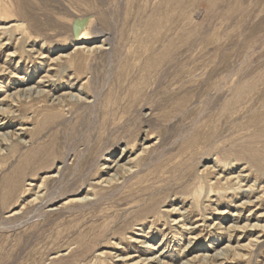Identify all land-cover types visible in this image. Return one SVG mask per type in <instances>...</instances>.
Masks as SVG:
<instances>
[{"label":"rangeland","instance_id":"1","mask_svg":"<svg viewBox=\"0 0 264 264\" xmlns=\"http://www.w3.org/2000/svg\"><path fill=\"white\" fill-rule=\"evenodd\" d=\"M0 3V264H264V0Z\"/></svg>","mask_w":264,"mask_h":264},{"label":"bare ground","instance_id":"2","mask_svg":"<svg viewBox=\"0 0 264 264\" xmlns=\"http://www.w3.org/2000/svg\"><path fill=\"white\" fill-rule=\"evenodd\" d=\"M177 1V0H176ZM0 6H1V10H2V12H3V14H5L6 12H8V8L6 7V5L4 4V3H0ZM20 13V12H19ZM82 17H85L86 18V21H85V24L83 25V26H81L80 28H79V30H78V33H77V35L76 36H74V34L72 33V24H73V21L76 19V18H82ZM16 19V18H15ZM20 20V19H19ZM15 21V25L18 27L19 26V23H17V20H14ZM94 28L92 27V22H91V18L90 17H88L87 15H83V16H76V17H74V19H72L71 21H70V40H72L73 41V48H83V47H85V43L87 42V40L89 39V38H92L93 36H94V34H95V31L93 30ZM3 46V45H2ZM93 46H98V45H93ZM92 46V47H93ZM61 54V53H60ZM58 56V55H57ZM43 58V57H42ZM50 61V60H49ZM42 77H44V79H42ZM40 79H39V81H42V82H48L49 83V81H50V76L49 75H43ZM21 78V77H20ZM31 87V86H30ZM29 87V88H30ZM9 95V94H8ZM5 98V97H4ZM8 100V99H7ZM3 110V108L2 107H0V115H2V113H1V111ZM4 118V117H3ZM3 118H1V119H3ZM0 119V120H1ZM3 123H0V125H2ZM16 129H26V128H24V127H18V128H16ZM13 132H16V131H13ZM22 132V131H21ZM15 136L16 135H20V134H23V133H13ZM0 135H1V133H0ZM5 137V136H4ZM14 138V137H13ZM17 138V137H16ZM1 139V138H0ZM246 167H243L242 169H245ZM241 169V170H242ZM248 175V174H247ZM245 177L246 176H241V175H236V176H234V178H232L234 181H233V184H235V183H237L238 185H237V187H236V189L238 190V191H241V192H248V190H249V188H246V189H244L243 191H242V187H241V185H242V180H244L245 179ZM218 178V177H217ZM230 178V177H229ZM225 181L226 182H228V186L226 187L227 189H230V188H232V185L233 184H231V182H232V180L231 181H229V179H228V177H226V179H225ZM8 183V182H7ZM235 188V187H234ZM242 188V189H241ZM254 188V187H253ZM6 189V188H5ZM233 189V188H232ZM235 189V190H236ZM248 189V190H247ZM234 190V189H233ZM247 190V191H246ZM201 188L198 186V188H197V190L195 189V191H194V193H193V198L194 199H196V200H198L199 199V197H200V194H201ZM212 194V189H209L208 191H207V194H206V198H207V196L208 195H211ZM238 193V192H237ZM243 194V193H242ZM201 198V197H200ZM209 198V197H208ZM75 199H77V198H75ZM74 198H72V199H69V200H67V202L68 201H73V200H75ZM241 203H247V201H242ZM249 204V203H248ZM240 205V204H239ZM58 207V206H57ZM56 207V208H57ZM60 207V206H59ZM55 208V207H54ZM59 209V208H58ZM19 211V210H18ZM18 211H13V212H11L10 214H8V216L7 217H13L14 215H16L17 213H18ZM224 212V211H223ZM182 216H183V213L181 214ZM233 216H235L236 215V213H233L232 214ZM186 217V216H185ZM176 222V221H175ZM178 222V221H177ZM174 223V222H173ZM222 254H224V256L226 255V253L225 252H217V254L215 255L218 259L219 258H223L224 256H221ZM244 255V254H243ZM148 260H152V257H149V258H147ZM136 263H139V262H141L140 260H137V261H135Z\"/></svg>","mask_w":264,"mask_h":264},{"label":"water","instance_id":"3","mask_svg":"<svg viewBox=\"0 0 264 264\" xmlns=\"http://www.w3.org/2000/svg\"><path fill=\"white\" fill-rule=\"evenodd\" d=\"M85 21H86V18L85 17L76 18L73 21V24H72V33L74 34V36L77 35L79 28L85 24Z\"/></svg>","mask_w":264,"mask_h":264}]
</instances>
